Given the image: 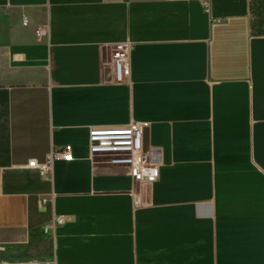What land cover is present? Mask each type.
<instances>
[{"label": "crops", "instance_id": "1", "mask_svg": "<svg viewBox=\"0 0 264 264\" xmlns=\"http://www.w3.org/2000/svg\"><path fill=\"white\" fill-rule=\"evenodd\" d=\"M133 121L151 182L89 159L90 128ZM31 258L264 264V0H0V260Z\"/></svg>", "mask_w": 264, "mask_h": 264}, {"label": "built area", "instance_id": "2", "mask_svg": "<svg viewBox=\"0 0 264 264\" xmlns=\"http://www.w3.org/2000/svg\"><path fill=\"white\" fill-rule=\"evenodd\" d=\"M207 3H205L206 5ZM22 24H27V17L23 15ZM47 25H37L34 34L38 40L48 36ZM133 47L131 41L111 42L107 44L110 53L109 61L106 62L109 68L113 83L126 82L129 73L130 54ZM148 122L133 121L126 125L94 126L88 132V153L89 159L96 162H103L110 166H120L129 171L139 181L151 182L158 176L159 150L156 147L144 149L143 133L148 127ZM72 160V148L70 144L63 145L59 150L49 154L43 162L35 159L29 160L28 167L35 168L40 175L48 178L52 171L54 160ZM49 199L43 198L42 203ZM62 222V218L55 217L43 226L44 230L53 229ZM0 264H51L48 260L31 258L22 262L0 260Z\"/></svg>", "mask_w": 264, "mask_h": 264}]
</instances>
